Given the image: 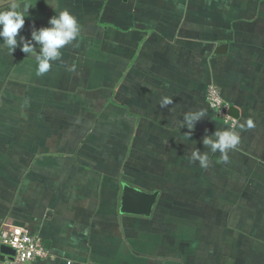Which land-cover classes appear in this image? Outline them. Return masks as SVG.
Here are the masks:
<instances>
[{
    "label": "crops",
    "instance_id": "1",
    "mask_svg": "<svg viewBox=\"0 0 264 264\" xmlns=\"http://www.w3.org/2000/svg\"><path fill=\"white\" fill-rule=\"evenodd\" d=\"M30 2L23 36L30 38L33 24L48 26L45 15L67 8L80 25L79 43L61 49L43 75L34 57L8 56L13 75L0 84V107L6 86L28 94L43 89L56 105L78 96L93 125L88 139L73 145L67 127L36 132L29 144L19 131L0 129V227L24 222L54 255L26 264H195L181 240L156 228V207L162 196L172 211L186 200L234 202L239 191L231 186L239 187L240 176L244 185L261 186L262 201L264 160L257 155L264 152V61L255 56L264 55V0H51L53 8L46 0ZM38 7L46 11L41 22L29 16ZM103 40L108 48L101 51ZM222 43L227 50L217 53ZM72 57H82V71L89 67L99 77L71 71ZM87 58L95 64L86 66ZM212 82L238 114L240 143L227 160L202 143L205 135L230 128L208 108ZM201 110L205 116L185 128V115ZM198 144L208 154L207 167L190 161ZM235 168L242 175H233ZM124 182L159 191L151 217L120 213Z\"/></svg>",
    "mask_w": 264,
    "mask_h": 264
},
{
    "label": "rangeland",
    "instance_id": "2",
    "mask_svg": "<svg viewBox=\"0 0 264 264\" xmlns=\"http://www.w3.org/2000/svg\"><path fill=\"white\" fill-rule=\"evenodd\" d=\"M6 7V2L0 4V9ZM41 9L38 7L37 10H31V15L29 16L36 17L38 21L41 22L40 15L45 11V9L44 11ZM50 14L51 13L44 16V21H49L53 16L51 15L50 17ZM41 26L40 24V27ZM40 27L38 26V28ZM19 35H23V32L20 31ZM75 42L79 43L78 41H74L70 44H75ZM238 42L239 41L235 40L233 44L239 46ZM82 43L79 45H82ZM95 45H97V43ZM88 48L90 49V46ZM107 48L108 43L103 40V42H101V51ZM85 49V51H87V48ZM18 52H20L24 58L28 56L21 51L20 47H17L10 54L6 47L2 48V43L0 42V84L3 78L7 81L8 78L13 75L12 61L9 60V57L17 55ZM94 52L97 55L105 53L95 50ZM78 53L83 54V52ZM256 54L255 60L259 61L262 59L264 61V55H259L258 52ZM92 59L93 58L85 59L86 66H93L95 64ZM81 62L82 57H72V59L67 62L66 66L70 68L71 71H82L80 68ZM9 70L11 71L8 74ZM92 71L94 72V69L90 70L89 67H84L82 72H85L83 75L90 76V79L92 75L99 77L98 74H94ZM107 76L108 74H105V77L101 79V85H99L101 89L102 86H107ZM77 80L79 85L83 86L84 91L87 93L88 83H85L87 79L84 78L83 82L82 78ZM6 87L8 90H4L1 95L3 103L0 107V129H4L8 132L19 131L22 141L28 144L34 143L33 137H35L36 132L45 133L46 136L51 131H55L56 127L59 126L67 127L73 131L70 133L71 136L68 139L71 145L76 142V138H79V143L88 139L86 133L87 129L90 127L87 126L93 125L89 121L92 117L88 116L85 107H80L81 105L78 103H81L79 102L81 99H79L78 96L74 95L75 100L72 98V100L68 101L65 105H56L54 103L56 99L51 100V97L47 98V96L43 95V89H36V91L31 92L32 94H28V91L23 90V88L17 90L14 89L13 86ZM92 90L99 91V89ZM208 108L213 114V118L221 121L214 115L209 105ZM221 122L230 128L233 126L230 123ZM235 124L237 126L238 121ZM37 139L39 140L40 138L38 137ZM42 139H44V136ZM99 139L101 138L99 137ZM105 144L107 145V143ZM197 147L199 150L203 149L201 144H198ZM206 147L209 148L208 146ZM216 153H219V151H216L214 154ZM218 155H220V153ZM232 156L234 160H237L234 155ZM257 156H260L264 160V152L259 153ZM155 164L156 163H154V165ZM236 170V168L233 169V175L236 176V173L242 175L241 171ZM262 170H264V166L261 168V175L264 176V171ZM151 174L154 175L155 172ZM239 179V187H236V185L231 186L234 194L236 190L239 191V195L236 198L237 200L231 203L215 200L209 202L203 201V199L198 201L186 200L183 202L184 207L180 205V207H182L181 210L172 211L168 208V203L171 202H165L163 200L164 196H162V200L156 207L155 219L159 218L156 228L161 226V229H163L162 231L167 230V234L173 236L172 239L181 240L184 247L188 249L187 253L192 256V260H194L195 264H264V197L260 202L256 195V189H260L261 186L254 185V187H249L248 184L244 185L241 176ZM251 190L255 194L254 198L251 196ZM246 193L250 197L247 196ZM257 193L259 194L258 191ZM159 212L161 213L159 214ZM179 218L181 220L184 218L187 223L185 224L183 221L180 222L178 220ZM149 240L151 239L148 238L147 242ZM130 242L131 240L128 239V244L132 245ZM147 242L142 244H146ZM259 248L261 250H259Z\"/></svg>",
    "mask_w": 264,
    "mask_h": 264
},
{
    "label": "clouds",
    "instance_id": "3",
    "mask_svg": "<svg viewBox=\"0 0 264 264\" xmlns=\"http://www.w3.org/2000/svg\"><path fill=\"white\" fill-rule=\"evenodd\" d=\"M46 2L53 8L51 0ZM7 7L0 9V41L10 54L20 47L21 51L31 56L36 62L37 75H43L51 69L54 62L61 57V49L72 43L80 34V25L76 16L70 10L64 8L55 12L49 21L48 26L36 28L33 24L30 38L19 35V31L25 24V18L29 14L30 0H6ZM19 35V40H18ZM165 104L171 103L165 99ZM205 116L203 110L187 113L184 117L185 128L192 130L196 122ZM252 127V121L247 122ZM233 126L227 129L216 130L211 135H205L202 143L208 146L211 152L219 151L222 158L227 160V151L236 148L240 143V136ZM243 127V125H240ZM190 161H199L201 167H207L209 158L207 153H201L199 149L192 151Z\"/></svg>",
    "mask_w": 264,
    "mask_h": 264
},
{
    "label": "built area",
    "instance_id": "4",
    "mask_svg": "<svg viewBox=\"0 0 264 264\" xmlns=\"http://www.w3.org/2000/svg\"><path fill=\"white\" fill-rule=\"evenodd\" d=\"M208 104L214 115L225 123L237 122L231 114L230 104L222 96L220 87L212 82L207 87ZM8 245L15 250L12 257L5 256L0 264H26L40 259L53 258V253L46 248L42 237L27 227L19 226L12 221H4L0 227V245Z\"/></svg>",
    "mask_w": 264,
    "mask_h": 264
},
{
    "label": "water",
    "instance_id": "5",
    "mask_svg": "<svg viewBox=\"0 0 264 264\" xmlns=\"http://www.w3.org/2000/svg\"><path fill=\"white\" fill-rule=\"evenodd\" d=\"M6 0H0V4L5 3ZM227 50V44L222 43L218 45L216 52L223 53ZM159 196L158 190L148 191L128 182L122 183L120 208L122 214L137 215L144 217H151L154 207ZM16 225L25 226L22 221H15ZM15 250L8 246L0 245V260H5V256L12 257Z\"/></svg>",
    "mask_w": 264,
    "mask_h": 264
},
{
    "label": "trees",
    "instance_id": "6",
    "mask_svg": "<svg viewBox=\"0 0 264 264\" xmlns=\"http://www.w3.org/2000/svg\"><path fill=\"white\" fill-rule=\"evenodd\" d=\"M230 112L232 115H234L236 118L238 117L237 111L235 110V107L230 104Z\"/></svg>",
    "mask_w": 264,
    "mask_h": 264
}]
</instances>
